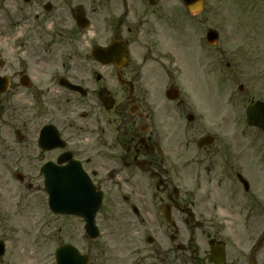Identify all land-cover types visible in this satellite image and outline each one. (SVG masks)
Here are the masks:
<instances>
[{
	"label": "flooded vegetation",
	"instance_id": "flooded-vegetation-1",
	"mask_svg": "<svg viewBox=\"0 0 264 264\" xmlns=\"http://www.w3.org/2000/svg\"><path fill=\"white\" fill-rule=\"evenodd\" d=\"M153 1L0 0V211L11 213L0 229L21 217L17 234L19 227L26 237L35 230L31 244L40 250L45 171L67 174L77 164L98 190L114 183L125 192L118 211H132L141 224L102 227L121 242L94 245L100 238H91L88 264H264V240L255 243L251 219L224 225L207 217L250 197L264 208V129L249 124L247 112L264 102V17L257 27L249 19L244 39L238 29L230 35L233 61H226L233 68L260 53V69H230L223 79L230 84H214L206 75L215 69H198L206 59L197 42L202 28L192 27V38L177 33L171 9ZM179 11L202 24V12L185 4ZM115 40L125 44L123 64L92 69V46ZM173 43L189 69H172ZM61 47L68 69L54 65ZM224 49L207 44L212 64H220L215 50ZM230 87L232 107L222 116ZM248 203L250 215L255 206ZM26 237L13 253L10 237L0 234L1 264L27 258Z\"/></svg>",
	"mask_w": 264,
	"mask_h": 264
},
{
	"label": "rangeland",
	"instance_id": "rangeland-1",
	"mask_svg": "<svg viewBox=\"0 0 264 264\" xmlns=\"http://www.w3.org/2000/svg\"><path fill=\"white\" fill-rule=\"evenodd\" d=\"M164 3L169 9H171V21L173 25L172 27H175L176 32L179 34L191 36L190 33H192L194 30L192 27L198 29V31L200 30V28H202L204 33H201H203L204 35L206 34L209 27L216 28L220 31L221 34L218 44L219 46L225 47V49L218 52L215 50L216 56L220 58L219 66L214 67L211 60H207L208 56L206 52L205 64L204 66L198 68L215 69L214 73L206 75V78L213 79L212 81L214 84L221 83V79L224 78L223 70H225L227 74H229L228 72H230V69H260L263 61V57L260 53L258 55H254V57L249 62H238V64L233 68L227 66L226 61H233L230 57L231 53L229 52V40L231 41L230 35L234 34L235 30L238 29L239 35H241L242 39H244V33L246 32L245 24L248 25V22H245L247 18L248 20L252 18V20L249 22V24H251V27H257V25L263 23L264 0H206L205 9L200 15L202 18V24L200 25L197 21H188L189 23L186 22V20L180 16L179 9L181 8V4L178 5L177 2L175 3V0H164ZM84 44H86V40H84ZM171 49L175 53L172 56V69H189L184 63V56L180 53L178 54L175 48V43H173V47H171ZM191 50L193 49L191 48ZM67 51V48L62 47L59 51H57L54 56V65H57L59 63L61 69H64L63 66H65V69H68V66L64 65L70 61V56L67 54ZM91 64L93 69H102L100 64L97 63V61H95L94 59L91 60ZM189 72L191 71L189 70ZM191 78H193V76ZM189 88H191L190 85ZM226 93L227 91H224V93L222 94L224 99ZM228 109L231 108L228 106H226V108L220 106V115L223 116V113H226L225 111H228ZM236 109L239 110L242 109V107L238 106ZM218 112V108L211 112V119L216 120L219 117ZM3 135V137H5L7 134ZM5 154V149H3V147H0V169L5 163ZM110 187L107 188V194L104 204L102 205L97 215L98 225H100L101 228H105L109 225H130V227H132V225H141L140 222H138L139 217H137V215L132 211L126 214L118 211L123 200L122 194L125 192H122V194L117 193L114 189V183L112 184L113 188ZM252 189H254V187H252ZM255 189H258L257 184L255 186ZM250 198H246L245 203L243 202V204L239 208L237 207L235 209H229V211L227 212L208 213V221H212L211 219H214V222L223 221L224 225H244V222H246V219L248 218H246V216H248L246 207L249 206V201L250 204L255 206L254 211L250 215V219L251 221H253V225H257V229H260L261 226L264 229V208L262 209L260 207V203L258 204L257 201H255V197ZM262 200L264 202V198ZM132 201L136 202L135 199H132ZM11 211L13 210L11 209ZM7 213L11 214L10 212L3 213L2 211H0V225H6L8 223V220H4L3 218L5 215H8ZM8 217H10V215L7 216V219ZM2 221H4L5 223ZM22 222L25 221H22L21 217H19L15 221H11L10 224L12 225V229H0V234H6L10 237L11 249H13V253H16L17 248L19 249L20 245L23 246L22 243L25 241L26 236L21 231L23 230V228L19 227V229H21L19 234H17L18 231L15 228V225H17L16 223H18V225H22ZM84 224V221L79 217L72 215L54 214L48 207L47 199L44 195H42V193H40V250L37 249V246L31 244L32 242L37 240L36 232L34 230L32 236L26 237L28 241V243L26 244L27 258L24 257L23 260H19L18 258H16L18 260H13L11 263L55 264L53 252L56 248V245L65 241L75 242L85 249L90 239L85 238V234L83 232ZM27 225L31 224L28 223ZM27 225L24 227H27ZM109 234L110 231L105 230L101 238L98 241H95L93 244H115L116 242H121V240H119V237L114 241H110L112 236L114 237L115 234H111L112 236ZM21 238L22 243L19 242ZM33 248L34 251L32 252ZM261 257H263V255H261Z\"/></svg>",
	"mask_w": 264,
	"mask_h": 264
},
{
	"label": "water",
	"instance_id": "water-1",
	"mask_svg": "<svg viewBox=\"0 0 264 264\" xmlns=\"http://www.w3.org/2000/svg\"><path fill=\"white\" fill-rule=\"evenodd\" d=\"M189 8L197 12L202 6L203 0H186ZM208 37L216 38L217 32L210 30ZM113 54L115 49L113 48ZM100 57V56H98ZM260 124V123H257ZM55 187L52 189L50 205L60 212L79 214L87 220V228L93 234L96 233V212L102 202V194L95 191L91 181H78L63 174L52 181ZM83 183V184H82ZM86 255L73 246L66 245L60 250L59 264H86Z\"/></svg>",
	"mask_w": 264,
	"mask_h": 264
}]
</instances>
